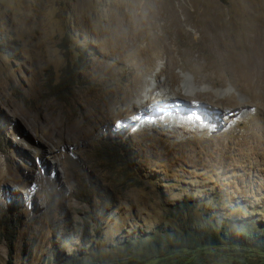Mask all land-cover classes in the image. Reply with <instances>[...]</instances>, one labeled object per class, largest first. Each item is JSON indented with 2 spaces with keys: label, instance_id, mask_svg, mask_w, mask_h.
Listing matches in <instances>:
<instances>
[{
  "label": "rangeland",
  "instance_id": "374dc122",
  "mask_svg": "<svg viewBox=\"0 0 264 264\" xmlns=\"http://www.w3.org/2000/svg\"><path fill=\"white\" fill-rule=\"evenodd\" d=\"M147 43L160 49L138 72L134 96L147 87L143 80L151 85L167 54L170 68L188 69L179 70L181 86L212 89L239 108L216 110L206 131L194 118L180 127L145 126L150 119L132 112L89 122L84 107L93 110L101 92L128 90L148 58L127 45ZM238 60L247 70L234 65ZM67 67L77 82L56 98L52 86ZM102 68L113 76L98 78ZM244 71L264 98V0H0V264H65L72 257L77 264H158L169 253L181 257L185 243L193 247L186 230L212 238L191 264H264V101L254 102ZM215 75L226 81L213 89ZM207 96L198 98L203 108L211 106ZM45 129L62 150L75 151L68 171L59 151H45ZM79 130L85 139L75 146ZM116 141L128 158L101 159L102 146ZM98 195L113 202L107 213ZM93 216L84 247L85 219ZM241 229L255 239L244 242ZM220 232L237 246L219 244Z\"/></svg>",
  "mask_w": 264,
  "mask_h": 264
},
{
  "label": "bare ground",
  "instance_id": "6f19581e",
  "mask_svg": "<svg viewBox=\"0 0 264 264\" xmlns=\"http://www.w3.org/2000/svg\"><path fill=\"white\" fill-rule=\"evenodd\" d=\"M127 48L131 51L137 50L138 54L144 51L148 56V58L146 59V61L143 62V64L140 63V67L137 69V73H136L137 79L135 78L136 81H133L130 84V88L128 90H114L110 93L101 92L98 95V100L95 102L93 110H91L90 106L84 107L85 113L89 117V122L97 123V122L117 120L122 117L132 116L131 115L132 112L133 115L137 113L138 115V116L136 115V117H138L137 120L141 116L150 119V123H148L145 126L150 125L152 122L157 123L160 121L168 125L169 128H172L173 126L180 127L179 124L182 125L186 124L184 122L191 120V118H194L195 121H198L200 123V130L206 131L209 121L214 120L213 113L216 110H219L225 114H230L234 108H239L240 103L238 104L237 102H235L234 100L228 97L221 98L219 95L216 94L217 92L216 93L213 92L212 89H202V90L198 89L197 91L193 92L189 89L187 83L184 82L183 83L184 85L181 86V76L179 74V70L181 69L183 71H186L188 69L176 63L172 65L170 68L169 58L167 54L165 58H163L164 67L162 68V70L159 73H156L155 76L152 75L156 81V85L155 86L150 85L148 79H145L141 83L145 87L146 86L147 87L142 91L140 90L139 92H137V95L134 96V91H137L136 89L138 87L134 83L135 82L140 83L138 79L139 77L138 72L143 73L149 65L150 66L153 65L155 60V54L159 51L160 48L158 47V45H155L154 43H147L144 45L129 44L127 45ZM115 55L116 56H114V58H117L118 56L117 51L115 52ZM158 58L160 59V57ZM219 58L222 59L223 57L222 58L219 57ZM240 61L239 60L236 61L234 65L243 70H247V66H248L247 63ZM215 64L221 67L224 71L237 70V68L232 67L230 64H228V62L226 65L218 62H215ZM210 68L213 69L212 64ZM244 72L246 73V76L244 77V81L246 83V89L253 94L254 102L255 101L257 102L258 100L261 102L264 101V98H262L263 94L261 92V85L254 83L251 77L247 76V74H249V71H244ZM113 74L114 72L112 73V71L102 68L98 71L96 75L98 78H101L102 80H107L111 78ZM225 81H226L225 78L215 75V77L211 79L212 85L210 84L209 85L212 86L213 89H215L218 86L220 87V85H222ZM159 87H165L166 89L163 90L160 94H157L159 93V90L162 89V88L158 89ZM156 89H158L157 93H156ZM203 93L208 95L207 98L209 100H212L210 102L211 106L208 108L201 107L204 101L198 99L199 97L202 96ZM138 97H140V99ZM215 97H219L220 100H213ZM259 101L257 103H260ZM72 103L74 105L78 104L76 101H73ZM215 107H221V108L216 109ZM257 107H259L258 104ZM185 112L187 113L185 114ZM151 114H155L156 116ZM180 114H185L181 116L183 120L180 118L179 116ZM196 114L198 115L202 114V117L200 119H197L195 117ZM32 124H30L31 128L34 127V124L33 125ZM33 130L40 131L37 130L36 128H33ZM44 131H45L44 133L46 134L41 141L43 146L46 145L45 151L49 155L55 154L56 151H59L63 159V162L60 163V165L63 168V163H64L68 171L69 166L72 165L74 163V160L76 159L75 151L73 152V151L62 150L61 143L58 140L51 138L53 136V133L50 131V129H45ZM159 133L162 132L159 130ZM84 139H85V134L83 133L82 130H79L77 137L74 141V145L75 146L80 145L81 143L84 142ZM54 167H56V164ZM52 170L58 172L56 168ZM67 171L63 169V174H66ZM44 172H46V170H44ZM46 189H48L47 186Z\"/></svg>",
  "mask_w": 264,
  "mask_h": 264
},
{
  "label": "trees",
  "instance_id": "16d2710c",
  "mask_svg": "<svg viewBox=\"0 0 264 264\" xmlns=\"http://www.w3.org/2000/svg\"><path fill=\"white\" fill-rule=\"evenodd\" d=\"M75 82H77L75 71L67 67L64 71V75L60 77L59 81L55 85L52 86L53 90L51 93L53 94V96L58 98L59 96H61L62 89L68 88V86L70 87ZM119 142L120 141H116V143L112 145L105 144L104 146H102V148L100 149L99 157L107 161L109 160L111 163H115V164L126 160V158H128V154H127L128 151L126 149V145ZM97 198L100 202V208L104 209L103 213L104 212L107 213L109 209L113 206V202L112 201L110 202L108 198L104 197V195H98ZM85 220H86L85 223L87 224V229L84 231L82 244L84 247H87L90 242V232L93 226L91 224L94 223L96 219L93 216L86 218ZM95 226L96 228L97 227L99 228V225L97 223ZM190 232H191L190 230L185 231V238L186 240L189 239V237L196 238L194 244L191 245L193 247H190L185 243V245H183V247L181 246V249H179L183 253L181 257L179 256L178 258H175L169 253L166 256L158 259V261L161 260L158 264H191L192 262L199 261L198 259L199 257L197 258L196 256L197 253L201 251L204 252L206 248H208L209 250L211 246L210 242L212 238L209 236L207 230L199 231L195 236H190ZM238 235L242 237L244 242H247L248 240H253L255 239L254 237H256L252 231H246V230L244 231L243 229L239 231ZM6 238L8 239L7 242L9 249L12 250L13 245L15 243V233L12 225L7 226ZM235 238H237V235ZM231 239L232 237L228 232H220L216 236V240L219 242V244H227L228 246L231 245V247H236L238 243H234L235 240L232 243ZM241 245L247 247L246 244H241ZM263 247H264L263 245L260 246V248ZM77 262L78 260L75 257L68 258L65 260V264H77ZM220 264H227V263H220Z\"/></svg>",
  "mask_w": 264,
  "mask_h": 264
},
{
  "label": "clouds",
  "instance_id": "9594fccd",
  "mask_svg": "<svg viewBox=\"0 0 264 264\" xmlns=\"http://www.w3.org/2000/svg\"><path fill=\"white\" fill-rule=\"evenodd\" d=\"M149 80H151V78H149ZM151 85H153V86L156 85V81H155L154 77H152V83H151ZM161 92H162V90L159 93H161ZM151 115L156 116L155 114H151Z\"/></svg>",
  "mask_w": 264,
  "mask_h": 264
}]
</instances>
